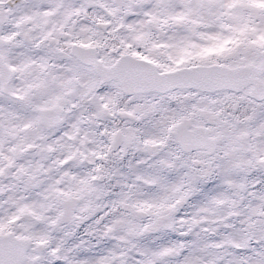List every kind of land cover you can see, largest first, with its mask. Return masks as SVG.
Returning a JSON list of instances; mask_svg holds the SVG:
<instances>
[{
	"label": "snow or ice",
	"instance_id": "1",
	"mask_svg": "<svg viewBox=\"0 0 264 264\" xmlns=\"http://www.w3.org/2000/svg\"><path fill=\"white\" fill-rule=\"evenodd\" d=\"M0 264H264V0H0Z\"/></svg>",
	"mask_w": 264,
	"mask_h": 264
}]
</instances>
